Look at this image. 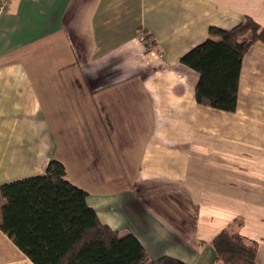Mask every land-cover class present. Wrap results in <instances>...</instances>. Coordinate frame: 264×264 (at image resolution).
Returning a JSON list of instances; mask_svg holds the SVG:
<instances>
[{
  "label": "crops",
  "instance_id": "1",
  "mask_svg": "<svg viewBox=\"0 0 264 264\" xmlns=\"http://www.w3.org/2000/svg\"><path fill=\"white\" fill-rule=\"evenodd\" d=\"M245 16L264 27V0H0V187L57 158L99 219L151 259L213 264L209 242L232 224L264 264V43L244 57L234 112L198 104L200 75L180 61ZM73 38L88 46L77 60ZM26 66L62 143L14 94ZM152 183L188 205L159 211ZM8 204L0 189V221ZM0 264H35L1 228Z\"/></svg>",
  "mask_w": 264,
  "mask_h": 264
},
{
  "label": "trees",
  "instance_id": "2",
  "mask_svg": "<svg viewBox=\"0 0 264 264\" xmlns=\"http://www.w3.org/2000/svg\"><path fill=\"white\" fill-rule=\"evenodd\" d=\"M210 35L180 61L200 75L198 104L234 112L244 57L255 43H264V27L245 16L231 29L212 27ZM144 37L152 49L150 34ZM0 189L9 202L0 228L35 264H188L171 256L153 260L134 234L120 236L104 224L88 204V192L67 178L65 164L57 158L45 172L6 182ZM209 243L213 264H259L258 242L232 224Z\"/></svg>",
  "mask_w": 264,
  "mask_h": 264
},
{
  "label": "rangeland",
  "instance_id": "3",
  "mask_svg": "<svg viewBox=\"0 0 264 264\" xmlns=\"http://www.w3.org/2000/svg\"><path fill=\"white\" fill-rule=\"evenodd\" d=\"M73 39L75 41L72 39L68 40V41L70 43L69 45L71 47L75 48V50H76L74 53V58L77 60V59H80V51L81 50L87 51L88 46H80L79 45L80 40H77L75 38H73ZM9 63H10V61H9ZM18 63H20V62H18V61L17 62H15V61L11 62V64L14 66ZM11 64H9V65H11ZM24 75H25V78H27V79L24 80L23 76L21 74L19 77V78H21L20 83H19L20 86L17 88L13 87L14 92L18 91L17 93H14L15 96H18V94H20V97H24L28 101L29 107H30V112H33L36 115V119H38L39 123H41L43 120L45 121V125L47 127V141L51 143L50 137L52 134V137H54L57 140V143L60 141V139H61V143H62V136L59 134L53 133V129H52V126L50 123V120L52 121V119H50L49 113H47V116H46L45 112L41 111L42 104L38 102L37 84H36V82L30 80V79H32V75L31 76L29 75L27 66H26V70L24 69ZM9 78H11V77H9ZM28 78H30V79H28ZM0 94H4V93H2V89L0 90ZM48 119H50V120H48ZM60 146H62V144H60ZM174 185H175V183H174ZM174 185H172L171 187L170 186L168 187L166 185V187L167 188H175L176 186H174ZM146 187L147 188H145V189H147V192H145V193H146V196H148V200L151 203L153 202V205L156 206L157 209L163 213H164L163 208H164L165 204H167V205L170 204L172 206L170 208H172L173 210H176L179 205L181 207L184 205L182 203L183 198L181 195V193H183V192L181 190H179L177 187L176 188L178 191H174L173 189H167L169 191L164 190V189L160 190L161 187L165 188V185L160 184V183L147 184ZM157 187L159 188L158 189L159 191L156 189ZM138 193H140V190H138ZM175 193H179V195L177 194L178 196H176ZM140 194L143 195L144 192L141 191ZM181 199H182V201H181ZM172 202H174L175 205H173ZM187 205H188V203H187ZM187 205H184V206H187ZM160 207H162V208L159 209ZM180 220L183 222V220H185V217L180 218ZM181 221H177L176 226L179 227L181 234H184V232L182 230V228H184V225H182ZM191 222H193V220L189 219L190 224H188V225L192 226ZM185 223H186V220H185ZM125 235H127V233L120 234V236H125Z\"/></svg>",
  "mask_w": 264,
  "mask_h": 264
},
{
  "label": "built area",
  "instance_id": "4",
  "mask_svg": "<svg viewBox=\"0 0 264 264\" xmlns=\"http://www.w3.org/2000/svg\"><path fill=\"white\" fill-rule=\"evenodd\" d=\"M143 40L145 41V43H149V46H150V47L152 46L151 43H150V40L145 39L144 36H143Z\"/></svg>",
  "mask_w": 264,
  "mask_h": 264
}]
</instances>
